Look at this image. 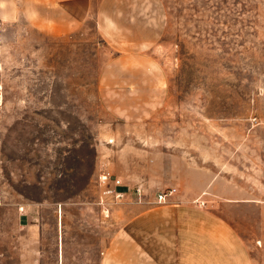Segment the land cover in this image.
Wrapping results in <instances>:
<instances>
[{"label":"rangeland","instance_id":"obj_1","mask_svg":"<svg viewBox=\"0 0 264 264\" xmlns=\"http://www.w3.org/2000/svg\"><path fill=\"white\" fill-rule=\"evenodd\" d=\"M122 1L155 24L132 34L151 45L111 48L99 0L66 37L8 26L0 201L29 207L23 232L39 237L43 264H99L124 220L176 188L235 227L247 264H264V0ZM103 171L126 192L108 197V216Z\"/></svg>","mask_w":264,"mask_h":264},{"label":"crops","instance_id":"obj_2","mask_svg":"<svg viewBox=\"0 0 264 264\" xmlns=\"http://www.w3.org/2000/svg\"><path fill=\"white\" fill-rule=\"evenodd\" d=\"M97 5L96 27L111 48L134 49L153 43L132 36L141 32L142 26L145 32L155 28L145 20L147 16H137L122 0H99ZM92 11L93 0H0V49L11 48L6 31L13 23L24 21L45 36L66 37L79 31L93 17ZM141 19L146 22L142 26ZM174 189L165 206L124 220L100 253L98 263L247 264L235 227L203 210L196 196L185 200L183 192L178 194ZM28 208L20 202L0 201V260L43 264L39 237L23 232L31 225ZM11 220L21 226V232H11ZM6 251L16 255H6Z\"/></svg>","mask_w":264,"mask_h":264},{"label":"built area","instance_id":"obj_3","mask_svg":"<svg viewBox=\"0 0 264 264\" xmlns=\"http://www.w3.org/2000/svg\"><path fill=\"white\" fill-rule=\"evenodd\" d=\"M99 187L102 188V196L100 197L99 204L102 206V211L106 216L109 214V204L108 197L120 200V198L126 195V192L122 191L123 186L122 181L117 178H112L111 174L107 171H103L98 178ZM175 189H170L167 192H163L158 196L159 203H166L168 199L175 193ZM114 201V202H115Z\"/></svg>","mask_w":264,"mask_h":264}]
</instances>
